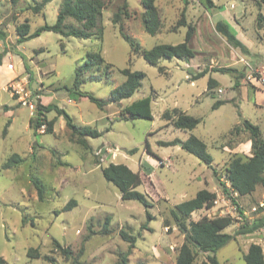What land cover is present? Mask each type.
<instances>
[{
    "label": "rangeland",
    "instance_id": "374dc122",
    "mask_svg": "<svg viewBox=\"0 0 264 264\" xmlns=\"http://www.w3.org/2000/svg\"><path fill=\"white\" fill-rule=\"evenodd\" d=\"M61 1L0 3V52L5 51L0 64V257L5 264H69L54 250L52 239L74 254L81 248L78 260L84 264H117L129 249L121 230L135 237L126 264H175L184 236L170 209L200 189L215 192V204L192 212L189 220L228 213L235 219L233 224L238 223L233 230L232 225L224 229L232 234L245 219L264 216L262 186L242 196L230 191L232 201L219 183L230 186L226 168L231 158L251 154L243 121L257 124L264 135V0H210L211 4L155 0L162 25L154 35L143 29L140 0H127L131 16L122 20L123 31L140 49L180 43L188 26L192 28L193 56L161 58L157 65L133 52L112 23V14L123 0H108L102 12V36L76 38L43 31L17 41L18 24L28 23L30 31L53 24ZM41 3L34 12L32 7ZM218 20L234 29L248 52L231 46L215 30ZM99 48L105 63L84 72L79 89L105 101L102 108L67 89L72 88L75 70L87 53ZM127 67L145 76L130 97L113 102L110 91L125 80L121 70ZM203 70L205 74L193 77ZM209 77L217 81L211 89ZM145 96L151 98L152 119L121 117L126 105ZM218 100L223 102L213 108ZM38 102L56 104L77 126L96 129L100 135L86 136L87 146L83 145L79 140L83 138L73 135L55 110L44 114L52 121L51 132H44L45 124L34 132ZM173 108L201 120L190 130L176 128L161 117ZM190 135L206 144L211 167L179 145ZM13 154L19 157L16 164L4 167ZM110 162L141 175L142 184L135 189L147 194L151 207L121 199L119 190L102 175L101 169ZM33 178L42 186L41 198ZM67 203L70 209L64 210ZM251 242L264 251L262 241L238 235L216 251L218 263L246 264L243 254ZM30 248L40 257H29ZM193 249L196 263L207 260V253Z\"/></svg>",
    "mask_w": 264,
    "mask_h": 264
},
{
    "label": "trees",
    "instance_id": "16d2710c",
    "mask_svg": "<svg viewBox=\"0 0 264 264\" xmlns=\"http://www.w3.org/2000/svg\"><path fill=\"white\" fill-rule=\"evenodd\" d=\"M48 1V0H45ZM143 7L142 12V25L145 32L154 35L161 28V17L155 0H140ZM209 4L210 0H208ZM108 0H62L56 16V21L53 24H43L38 26L33 31H30L28 23H20L16 26L17 41L23 42L30 38L38 36L43 31H53L62 36H73L76 38H90L96 34L101 35L103 28L101 26L102 12L107 6ZM44 3L33 6L34 12H38ZM131 16L128 10L127 0H123L121 5L112 14V23L118 25V31L122 38L126 40L133 52H139L145 61L151 65H157L161 58H190L194 52L189 46V40L192 36V28L188 26L184 40L177 44L158 43L149 49H140L139 44L134 42L132 37L123 31L122 20ZM182 24L183 21H179ZM215 30L225 37L227 42L234 47H239L241 50L248 52V49L237 39L233 28L225 21L218 20L215 23ZM102 36V35H101ZM100 48L96 51L87 53V58L80 64L76 70L73 80L72 88H67L70 92L79 96L87 97L91 102H94L98 107L102 108L105 101L96 98L91 93L81 91L79 85L83 82L82 74L86 71L93 70L94 67H99L105 63L104 58L100 54ZM5 51L0 52V64ZM105 67L109 66L104 65ZM216 70V69H215ZM218 70H231L230 68H219ZM121 72L125 75V80L118 86L110 91V100L119 102L122 99L130 97L141 85V81L145 74L141 71L131 70L124 68ZM205 70L200 71L193 77L197 78L205 74ZM217 85V81L209 77L207 82L208 89ZM223 101L218 100L213 104V108L218 107ZM151 98L145 96L126 105L120 112L121 117L125 119H152L151 114ZM55 110L58 115H63L66 126L71 130L73 135L80 138V142L87 146L85 141L86 136L98 137L100 133L96 129L88 126H77L67 112L58 107L56 104L43 105L38 102L36 105L37 119L33 126L34 132L36 128L41 125H46L45 133L51 132L52 121L46 120L45 112ZM161 117L166 121H171L173 126L179 129H193L199 122L200 118L186 114L185 112L173 108L165 110ZM243 129L248 131L249 140L251 143L250 155L241 157L235 155L229 161L226 168V179L230 186L224 182H219L223 193L234 201L231 192H236L239 196L252 193L258 185L264 188V135L262 134L259 126L253 124L248 120L243 121ZM161 145H168L170 142L160 141ZM187 152L193 154L198 159L211 167L212 158L207 152L206 144L197 136L190 135L182 142L181 146ZM150 151V149L147 147ZM18 155L13 154L5 163L4 167L8 168L14 166L18 160ZM102 175L106 181L112 183L120 192L122 200H135L148 208L152 206L149 197L146 193L137 191L135 188L142 184V177L136 171L131 170L124 164L112 163L101 169ZM216 176V171L213 170ZM33 186L37 191V195L41 198L42 186L38 179H32ZM216 200L215 192L207 189H200L196 192L195 196L182 201L170 209V215L175 222L178 229L183 233L184 240L177 247L175 255V264H198L195 261L196 248L200 252L207 253V260L202 261L200 264H219L216 258V251L224 246L231 239H236L238 235H246L251 232L258 231L264 228V216L257 217L248 221L241 222L236 227L235 231L231 233L224 232V229L233 224L235 219L230 215L207 217L202 216L197 220H189L192 212L201 208H211L214 206ZM70 209V203H67L64 210ZM241 213V212H240ZM147 219H151L152 215L147 212ZM148 228L146 225H144ZM123 240L129 242V249L125 254L120 256L117 264H126L127 255L130 248L133 247L135 237L128 234L124 230L120 231ZM54 250L58 251L69 264H84L78 260V256L82 253L79 248L78 253L74 254L73 250L66 245H61L56 239H52ZM28 256L31 258H38L40 254L36 249L30 248ZM51 263L55 259L46 257ZM243 259L246 264H264V255L262 247L258 243L251 242L248 246L246 253L243 254ZM0 264H5V260L0 257Z\"/></svg>",
    "mask_w": 264,
    "mask_h": 264
},
{
    "label": "crops",
    "instance_id": "0c3cea01",
    "mask_svg": "<svg viewBox=\"0 0 264 264\" xmlns=\"http://www.w3.org/2000/svg\"><path fill=\"white\" fill-rule=\"evenodd\" d=\"M234 30V29H233ZM235 32V31H234ZM214 210V209H212ZM218 210V209H216ZM228 212H230L231 214L233 213V211L231 212L229 209H227ZM244 214H247L246 212H243ZM223 215H228V213H222V214H219L217 216H223ZM238 223H235V224H231L232 225V230L233 228H235V225H237ZM245 236V238L247 237H250V238H255V239H258L260 241H262L264 243V228H261L259 229L258 231H255V232H251L249 234H246V235H239V238ZM255 243V242H254ZM260 245V244H259ZM249 246V245H248ZM248 246H247V249H248ZM261 246V245H260ZM262 247V246H261ZM247 251V250H246ZM246 251L244 253H246ZM262 251H263V247H262ZM264 252V251H263ZM264 255V253H263Z\"/></svg>",
    "mask_w": 264,
    "mask_h": 264
},
{
    "label": "built area",
    "instance_id": "2783aa9c",
    "mask_svg": "<svg viewBox=\"0 0 264 264\" xmlns=\"http://www.w3.org/2000/svg\"><path fill=\"white\" fill-rule=\"evenodd\" d=\"M3 1H4V0H0V3L3 2ZM253 210L255 211L256 209H253Z\"/></svg>",
    "mask_w": 264,
    "mask_h": 264
},
{
    "label": "water",
    "instance_id": "95a60500",
    "mask_svg": "<svg viewBox=\"0 0 264 264\" xmlns=\"http://www.w3.org/2000/svg\"><path fill=\"white\" fill-rule=\"evenodd\" d=\"M179 145L182 146V142H180Z\"/></svg>",
    "mask_w": 264,
    "mask_h": 264
}]
</instances>
